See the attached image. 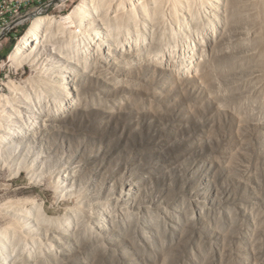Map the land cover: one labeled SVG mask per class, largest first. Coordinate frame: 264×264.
<instances>
[{"label": "rangeland", "instance_id": "rangeland-1", "mask_svg": "<svg viewBox=\"0 0 264 264\" xmlns=\"http://www.w3.org/2000/svg\"><path fill=\"white\" fill-rule=\"evenodd\" d=\"M79 1L46 41L81 45L86 30L64 20ZM98 3L104 37L87 75L86 57L71 65L73 108L56 106L51 54L35 71L8 60L30 21L0 49V110L38 88L52 103L24 115L15 166L0 153V260L264 264V0ZM17 212L34 215L31 234ZM55 216L71 230L58 243L43 227Z\"/></svg>", "mask_w": 264, "mask_h": 264}, {"label": "bare ground", "instance_id": "bare-ground-1", "mask_svg": "<svg viewBox=\"0 0 264 264\" xmlns=\"http://www.w3.org/2000/svg\"><path fill=\"white\" fill-rule=\"evenodd\" d=\"M101 1L103 2V1H106V0H80L74 6V8L66 15V17L64 19V20H68L69 23H70V25L71 24L72 25H75V27H76V29H77L78 32L81 29L86 30L82 34V35H84V37H82L83 40L80 41V43L82 42L81 45L78 44L79 40H77L78 42H75L76 43V44H74L75 46L74 45H71L70 46V49L67 48V47L64 49L62 47L60 48V47L57 46L59 43L56 45V43L54 44L51 41H46L43 38L44 35H42L43 31L44 30H47V29L50 30V29H53V28H57L61 23L63 24V22L61 20H59L58 18H56L54 15H45L44 12H33L30 15V17L27 19V21L23 24V26H24V25H26L30 21L27 29L25 30V32H23L20 35V37L18 39L16 38L17 41L15 42L12 51L9 53L8 60L16 68H18L19 66H22V65H25L26 64V65H29L30 68L32 70H34V71H35V69L37 67L36 64H37L38 59L41 58L42 56H45L47 54H51L50 57H52V58L55 57L56 58V63L58 64L56 66L57 69H53V71L49 70L47 76L50 79V83L49 84H51L54 87L53 90L54 89L59 90V89H61L63 87L65 88V93H62V95L59 96L60 99H61L60 100L61 102L60 101L59 102L58 101L56 102V106L57 107H59V106L62 107V105H63L64 110L66 108L71 107V106H72V108L75 106V105H73L74 103L71 104V98H72L71 94H72V91L74 89L73 86L71 85L72 84L71 82L72 81H75V79L72 80V78L74 77L73 76V72H74L75 69H73L74 66H71V65H75L78 62L83 61L82 59L86 57L87 60L83 61V63L84 62L85 63L80 68H82L83 72L85 70V73L84 74L87 75V72L90 71V66L87 65L88 64L87 62L89 60H91L92 55L94 53L93 52V49H94L93 48V43H94V41L99 40V38L104 37V36H101V31H100L99 28H103V27L105 28L106 23H103L102 17H100V19H99V17H98V19H96L97 16L94 17V14H93L94 13L93 12L94 9L92 10V8H91V5L94 2H97L98 6H96L94 8H95V10H97V8H98V11H99V6H100L99 4H101V3H98V2H101ZM119 1L122 2V5L123 6L128 2L131 5V8H130L131 10L132 9L134 10L140 4L139 3V0H119ZM94 18L97 20V22L101 20L100 22L102 24L100 23V25H97V23H95ZM67 25L69 26V24H67ZM60 26H64V25H60ZM67 28L68 27L66 26V29ZM19 30L17 31V33L19 32ZM90 32H92V33H90ZM88 40L89 41L91 40V41L89 42ZM70 44H68V45H70ZM102 44L105 45V43H103V42H102ZM124 46L125 45H117V46H114V49L116 50L118 47L123 48ZM129 47H130V45H129ZM114 49H112V50L114 51ZM123 49L125 50V47ZM127 49H129V48H127ZM127 49L125 50L126 52H127ZM130 49H131V47H130ZM152 57H154V56H152ZM44 58H46V57H43V60H45ZM58 67H59V69H58ZM36 74H37V72H36ZM44 84H45V82H44ZM39 89L40 88H38V90L31 91L33 93L32 94H29V95H26V94H23L22 95V93H21L20 94V95H22V97L20 96L21 100L19 99V96H18L17 99L15 98L16 100L13 98L15 100V102L13 104H10V106L8 105V107H6L5 109H1L0 110V153H3L4 152L3 154H6L5 156H3V154H2L0 157H2V156L4 158L6 157L5 160L7 161V164L4 162V164H6V166H10V165L11 166L12 165L15 166V162L18 161V157L20 155V152L22 151V149L24 148V145H25L22 141L20 142V138L22 140H24V138H26V134H29L28 131L31 130L29 127L25 126V124H24L25 119H26L24 115H26L28 112H30L31 114H33V113L35 114L36 113L37 115H41V113H39V111H43V109L45 107H49V106L52 107V103L50 101H48V103H46V97L47 96H45V94L43 95L41 92L40 93H36V92H39L40 91ZM60 92H61V90H60ZM58 95H60V94H58ZM10 103H11V101H10ZM15 103H17V105ZM18 105L23 108V111L22 112L20 111ZM35 119H37V118H35ZM13 218L15 220H17V219L19 220L18 221V224H20V219L22 221L23 218H26V220H23V221H26V222L24 224L22 223L21 224V227L19 225L17 226L16 224L14 225L12 219H10V222H11L10 225H12V224L14 225V227H15L14 230L15 229L22 230L21 232L27 231V233L29 232L31 234V230L37 228V227H33L35 225L33 223L35 221L34 220V215L33 216L23 215V214H21V212L20 213L17 212L16 215H14ZM59 218H60L59 216H57V217L55 216V217H51V218L49 217L48 218V222H47V220L45 221V224L47 222V224H46L47 227L43 226L45 228L44 230L46 231V235L48 234V236H50L49 239L52 240V241H56L57 243H58V241H57V235L55 233L58 232V231H60V229L62 230L61 232L62 233H65V234H66V231H67L66 230L67 228L61 227V225H62L61 224V220L62 219H59ZM41 219H42V221L44 220L43 218H41ZM45 219H47V217H45ZM58 220L60 221V223H59ZM64 221L65 220H63V222ZM37 222H38V220H37ZM39 222H40V219H39ZM79 222H81V221H79ZM76 224H78V222ZM10 225H8V228L13 227V226H10ZM64 225H65V223H64ZM64 225H62V226H64ZM4 226H3V228H4ZM72 226H74V225L72 224ZM74 228H75V226H74ZM11 230H13V229H11ZM17 230H15V232ZM69 231H71V230H69ZM69 231H67V233ZM1 232H3V229L0 230V233ZM21 235H23V234L21 233ZM80 235H82V234H80ZM61 236L63 237V235H61ZM17 237H19V236H17ZM3 242H4L3 241V237H1V235H0V247L2 246ZM5 245L7 246V244H5ZM53 245L56 246L55 244H53ZM3 247H5V246H3ZM4 251L6 252V249L5 250H2V252L5 254ZM4 262L6 263L8 261H6V260H0V264H5Z\"/></svg>", "mask_w": 264, "mask_h": 264}, {"label": "built area", "instance_id": "built-area-1", "mask_svg": "<svg viewBox=\"0 0 264 264\" xmlns=\"http://www.w3.org/2000/svg\"><path fill=\"white\" fill-rule=\"evenodd\" d=\"M74 0H0V49L15 39L16 33L33 12L59 15Z\"/></svg>", "mask_w": 264, "mask_h": 264}, {"label": "trees", "instance_id": "trees-1", "mask_svg": "<svg viewBox=\"0 0 264 264\" xmlns=\"http://www.w3.org/2000/svg\"><path fill=\"white\" fill-rule=\"evenodd\" d=\"M26 27V26H25ZM24 29H26V28H24ZM14 45V44H13Z\"/></svg>", "mask_w": 264, "mask_h": 264}]
</instances>
